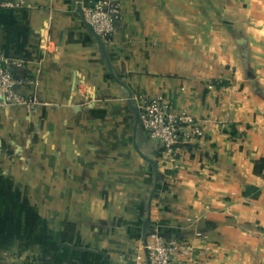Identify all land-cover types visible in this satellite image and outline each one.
I'll return each mask as SVG.
<instances>
[{
    "label": "crops",
    "instance_id": "1",
    "mask_svg": "<svg viewBox=\"0 0 264 264\" xmlns=\"http://www.w3.org/2000/svg\"><path fill=\"white\" fill-rule=\"evenodd\" d=\"M1 1L32 105L0 107V264H146L147 218L191 245L181 264H264V0H119L115 76L202 130L166 170L78 0Z\"/></svg>",
    "mask_w": 264,
    "mask_h": 264
},
{
    "label": "built area",
    "instance_id": "2",
    "mask_svg": "<svg viewBox=\"0 0 264 264\" xmlns=\"http://www.w3.org/2000/svg\"><path fill=\"white\" fill-rule=\"evenodd\" d=\"M8 2L0 0V7ZM84 17L93 31L108 44L112 41L114 22L120 12L119 0L90 1L83 6ZM19 80L15 77L9 62L0 54V107L10 104L32 105L29 97L18 88ZM140 128L149 141L159 144L158 162L166 170L175 161L179 146L201 135V128L187 109L175 110L168 99L156 94L143 99L138 105ZM148 263L146 264H181L184 257L191 253V245L175 238H166L157 231L150 233L144 243ZM131 264H142L132 261Z\"/></svg>",
    "mask_w": 264,
    "mask_h": 264
},
{
    "label": "water",
    "instance_id": "3",
    "mask_svg": "<svg viewBox=\"0 0 264 264\" xmlns=\"http://www.w3.org/2000/svg\"><path fill=\"white\" fill-rule=\"evenodd\" d=\"M82 0H78V11L80 13V16L82 17L85 25L87 26V28L90 30V32L92 33V35L94 36L95 40L97 41V44L99 46V49L100 51L103 53L104 57H105V60H106V63H107V66H108V69H109V72L111 73V75L113 76V78L119 83L121 84L123 87H125L127 90H128V99H127V103H128V106L130 107V109L132 110L133 114H134V118H135V121H134V130H135V134L137 132L138 129H140V124H141V119H140V113H139V108L137 105H135L132 101V95H131V91L129 89V87L123 83L121 80H119L114 72H113V68H112V65H111V61L109 59V56L107 54V51H106V44L105 42L93 31V29L91 28V26L89 25V23L86 21L85 17H84V12H83V8H82V3H81ZM136 145V143H135ZM136 148L138 149L137 145H136ZM148 160L152 163L153 167H154V171H155V175H157V170H158V166H157V162L151 158H148ZM155 183H156V180H155ZM154 190H155V185L152 189V192H151V195H150V199L154 193ZM147 226H148V218L145 220L144 222V225H143V241L145 242L146 241V238H147ZM147 263H148V259H147Z\"/></svg>",
    "mask_w": 264,
    "mask_h": 264
}]
</instances>
